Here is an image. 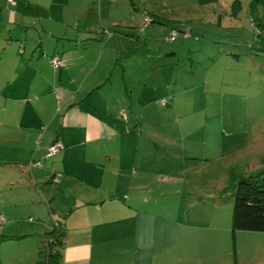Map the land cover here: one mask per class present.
I'll use <instances>...</instances> for the list:
<instances>
[{
	"label": "rangeland",
	"instance_id": "rangeland-1",
	"mask_svg": "<svg viewBox=\"0 0 264 264\" xmlns=\"http://www.w3.org/2000/svg\"><path fill=\"white\" fill-rule=\"evenodd\" d=\"M0 3L7 13L19 8ZM35 8L43 16L29 10L26 28L44 24L60 37H78L79 48L91 56L106 45L103 56L113 60L115 77L123 75L122 64L138 90L152 82L156 107L139 115L156 140L158 123L165 121L167 151L181 160L168 175L150 178L153 189L139 190L151 213L144 218L156 221L152 234L164 228L157 224L161 218L178 219L201 234L196 249L181 256L154 239L131 257L115 254L101 264H264V232L237 230L233 240V189L222 191L238 179L260 183L264 177V0H38ZM14 26L18 22L7 28ZM42 36L50 50L54 41ZM30 42L38 43L35 37ZM68 165L110 169L99 158ZM14 174L8 177L14 184L0 193V264H34L41 235L56 217L31 204L41 199L39 191L23 187L25 179Z\"/></svg>",
	"mask_w": 264,
	"mask_h": 264
},
{
	"label": "crops",
	"instance_id": "crops-1",
	"mask_svg": "<svg viewBox=\"0 0 264 264\" xmlns=\"http://www.w3.org/2000/svg\"><path fill=\"white\" fill-rule=\"evenodd\" d=\"M37 2L17 4L15 0L12 6L18 5L17 10L24 13H7L0 3V193L14 184L8 179L14 173L25 179H21L23 187L39 191L41 199L31 204L50 208L48 213L63 220L67 228L61 264H101V259L115 254L131 257L154 239L178 256L195 250L201 241L197 230L178 219L161 218L157 224L164 228L156 227L152 234L156 221L144 218L151 213L144 207L147 200L139 198V190L146 185L153 189L150 178L168 175L181 160L167 151L171 150V133L165 121L158 123L156 140L146 133L149 128L139 115L140 110L156 107L149 97L152 82L138 90L136 82L125 77L122 64L123 75L115 77L113 60L103 56L106 45L91 56L84 45L79 48L78 37L66 32L60 37L44 24L26 28L29 10L43 16L35 8ZM17 22L19 26L7 28ZM42 34L47 35L46 42L54 41L50 50L44 47ZM30 37L38 43H31ZM60 46L61 53L57 51ZM53 55L62 60L59 69L50 64ZM53 142L62 149L44 157ZM92 158L110 169L74 170L68 165ZM31 160L48 162L30 166ZM55 172L61 176L52 182ZM167 229H174L175 234L163 235Z\"/></svg>",
	"mask_w": 264,
	"mask_h": 264
},
{
	"label": "trees",
	"instance_id": "trees-1",
	"mask_svg": "<svg viewBox=\"0 0 264 264\" xmlns=\"http://www.w3.org/2000/svg\"><path fill=\"white\" fill-rule=\"evenodd\" d=\"M165 105L166 103H164V106ZM122 112H124V118L126 119V112ZM54 144H56V142H53L51 145ZM48 147L44 154L46 158L52 157L62 149V145H60L55 153L47 156ZM29 165L41 166V161L31 160ZM60 176L61 173L55 172L50 180L56 182ZM221 185L226 186L227 183L222 181ZM228 187L233 189V205L230 224L233 240L237 230L264 232V177L260 183L250 182L245 178H241L235 183L230 182L222 191ZM48 211L51 213L50 208ZM66 237L67 228L64 221L51 219L50 229L44 233L43 237L41 235L38 248L39 256L34 261V264H61L63 248L66 246ZM42 253L43 257H40ZM234 264H237L235 260Z\"/></svg>",
	"mask_w": 264,
	"mask_h": 264
},
{
	"label": "built area",
	"instance_id": "built-area-1",
	"mask_svg": "<svg viewBox=\"0 0 264 264\" xmlns=\"http://www.w3.org/2000/svg\"><path fill=\"white\" fill-rule=\"evenodd\" d=\"M7 2L11 5H14L15 4V0H7ZM175 35V33H171L170 37L168 38V40L172 41L173 39V36ZM50 62H51V65L54 69H59L63 63H62V60L57 56V55H53L50 57ZM161 103H164L163 100H161ZM122 115L124 117V112H122ZM59 144H54V145H50L48 147V153H47V156H50L52 155L53 153H55L58 148H59Z\"/></svg>",
	"mask_w": 264,
	"mask_h": 264
}]
</instances>
